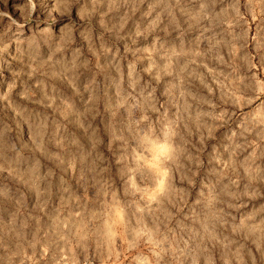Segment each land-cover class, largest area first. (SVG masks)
<instances>
[{
    "label": "clouds",
    "instance_id": "9594fccd",
    "mask_svg": "<svg viewBox=\"0 0 264 264\" xmlns=\"http://www.w3.org/2000/svg\"><path fill=\"white\" fill-rule=\"evenodd\" d=\"M0 264H264V0H0Z\"/></svg>",
    "mask_w": 264,
    "mask_h": 264
}]
</instances>
